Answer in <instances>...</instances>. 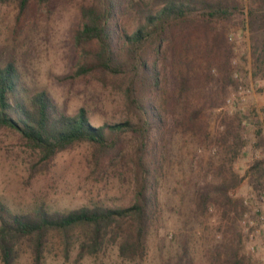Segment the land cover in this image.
I'll list each match as a JSON object with an SVG mask.
<instances>
[{
    "label": "trees",
    "instance_id": "16d2710c",
    "mask_svg": "<svg viewBox=\"0 0 264 264\" xmlns=\"http://www.w3.org/2000/svg\"><path fill=\"white\" fill-rule=\"evenodd\" d=\"M34 1L51 0H18L21 13ZM132 22L135 27L131 30ZM231 24L249 29L253 40L261 42L257 61L264 68V0H250L247 10L238 0H89L80 6L75 29L80 60L71 77L122 79L133 118L118 123L96 126L84 108L69 115L47 91L32 92L14 62L0 67V130L19 134L43 159H53L79 143L89 144L101 158L121 154L125 158L123 136L135 141L131 160H127L134 183L129 205L99 201L70 211L43 206L14 212L0 203L3 264L16 263L23 240L33 243L35 263L40 264L49 234L73 228L88 232L84 249L96 252L106 242H117L124 260L145 256L162 212L160 178L178 132L207 134V110L226 100L233 54L226 25ZM240 141L229 148L232 154L242 146ZM192 168L191 164V177L185 185L191 194L193 188L189 217L192 206L204 214L211 203L232 205L229 194L241 183L238 175L230 172V177L214 185L192 180ZM182 243L177 256L162 264H197L186 238ZM210 257V264H241L237 248L226 244L216 247Z\"/></svg>",
    "mask_w": 264,
    "mask_h": 264
},
{
    "label": "rangeland",
    "instance_id": "374dc122",
    "mask_svg": "<svg viewBox=\"0 0 264 264\" xmlns=\"http://www.w3.org/2000/svg\"><path fill=\"white\" fill-rule=\"evenodd\" d=\"M88 1H34L22 13L18 0L1 3L0 67L14 62L32 92L47 91L69 115L84 108L91 122L101 126L133 118V114L122 79L71 77L80 60L75 44L80 6ZM238 1L247 10L250 0ZM226 27L233 47L226 100L207 110V134L199 137L178 132L160 178L162 212L145 256L124 260L117 242H106L96 252L84 249L88 232L73 228L67 233L49 234L40 264H162L177 256L185 238L197 264H210L211 252L224 244L237 248L241 264H264V230L253 240L249 238L262 228L260 217H264V68L257 61L261 42L253 40L249 29L235 24ZM225 137L228 141L223 143ZM239 139L242 146L232 154L229 148ZM122 140L125 158L122 154L114 159L101 158L89 144L79 143L45 160L19 134L0 130V203L14 212L36 211L43 206L70 211L99 201L111 206L129 205L134 183L127 160H131L135 141L131 136ZM257 163H261L258 168ZM191 164L192 180L218 185L230 177V172L238 175L241 183L229 194L232 205L211 203L204 214L192 206L189 217L193 188L191 194L185 185L191 177ZM243 220L248 222V229ZM19 250L15 264H36L32 242L23 240Z\"/></svg>",
    "mask_w": 264,
    "mask_h": 264
},
{
    "label": "built area",
    "instance_id": "2783aa9c",
    "mask_svg": "<svg viewBox=\"0 0 264 264\" xmlns=\"http://www.w3.org/2000/svg\"><path fill=\"white\" fill-rule=\"evenodd\" d=\"M262 192H263V195H264V189H263ZM260 223H261L262 228H260L258 230H254L251 234H249L250 240H253L256 237V235L260 234V232L264 230V217L263 216L260 217ZM242 224L244 225V228H247V229L249 228L248 227V222L246 220H243Z\"/></svg>",
    "mask_w": 264,
    "mask_h": 264
}]
</instances>
